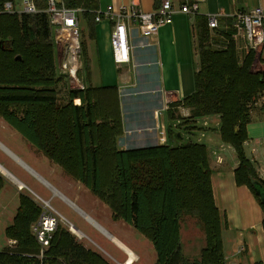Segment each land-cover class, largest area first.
<instances>
[{
	"label": "trees",
	"instance_id": "1",
	"mask_svg": "<svg viewBox=\"0 0 264 264\" xmlns=\"http://www.w3.org/2000/svg\"><path fill=\"white\" fill-rule=\"evenodd\" d=\"M47 1L36 0L41 10L36 15L0 16V116L54 164L98 195L113 210L114 218L144 232L157 253L156 264H227L225 220L222 224L213 196L209 151L193 140L176 147L172 142L185 140L174 127L190 122L185 131L199 132L197 120L220 116L218 133L222 142L235 150L239 161L237 184L252 191L264 212L255 185L262 178L244 150L251 123L249 104L264 90L263 74L250 71L254 54L240 65L233 48L212 49L207 19L197 17L201 71L195 75V92L169 105L167 144L120 150L124 127L117 87L75 90L69 94L68 106L58 105L57 86L65 76H58L55 70L53 26L44 13ZM62 3L69 9L84 10L83 19L93 37L98 0ZM84 44L85 69L90 78ZM158 76L156 87L160 85ZM76 100L81 104L75 105ZM181 107L190 110L188 118L176 116ZM4 183L0 176V191ZM42 212L33 199L20 195L14 223L6 229L7 237L18 244L0 252V264H108L60 227L43 257L41 245L30 232ZM184 215L199 218L206 233L207 246L200 260L194 262L183 254Z\"/></svg>",
	"mask_w": 264,
	"mask_h": 264
},
{
	"label": "crops",
	"instance_id": "2",
	"mask_svg": "<svg viewBox=\"0 0 264 264\" xmlns=\"http://www.w3.org/2000/svg\"><path fill=\"white\" fill-rule=\"evenodd\" d=\"M160 1L161 0H98V10L105 12L109 6H113L114 8L120 6H134L145 13H152L158 8ZM183 3L184 0H173L177 12L173 15L172 23L161 28L160 34L156 40L150 41L137 36L136 40H139V43H134L135 49H142V52L145 48H150L148 52H143L145 53L146 58H150L151 55L149 52H151L152 49V56L154 58L152 62L157 68V74L159 75L160 85L157 87V90L162 96V107L155 111L156 136L153 139V143H156V146L165 145L168 141L167 127L169 125V119L166 111L167 104L170 105L173 102L186 98L181 94L180 62L182 61L186 64L189 62L190 56H187V58L186 56L182 57L181 53L192 50L190 49L192 38L191 32H195L197 36V17L206 18L208 15H214L220 11H224L226 15H231L237 10L250 11L258 7L264 8V0H203L199 2V14L195 17H190L189 15L178 11L180 5ZM230 22L229 19L223 18L220 22V29L217 33H211L210 45L212 44L211 46L213 49L216 50L219 45L226 46L229 44L232 30H230L227 25H230ZM112 26L113 23L108 19L96 22L94 36H88L87 38V54L90 60L92 78H94V75L97 76V70L100 67H112L115 65L112 59L110 42ZM87 35H89V33ZM178 38L179 43L177 41ZM90 46H92V50L89 49ZM135 49L133 50V62L131 64L122 67H117L115 65L120 72L124 71V83H128L129 79L132 78L130 76L132 71L135 72L140 66H142V64L137 63V60L135 59ZM148 64H151V61H149ZM152 65H143L142 67H152ZM131 75L134 76L133 73ZM124 83L118 88L119 92ZM190 92L191 89L187 91L186 94H190ZM181 110L179 112L181 117L187 118L190 116V110L186 109L187 113L185 114ZM211 119L217 120V118L214 117H205L196 121V126L198 125V127L201 128V131L192 137H194L193 140H197V143L205 145L204 142L207 139L206 132L212 131L204 125L208 124V121ZM162 132H165V134L161 135ZM246 132L247 141L244 144L245 154L253 163L261 177L259 170L264 166V109L251 112V123L247 126ZM212 133L214 137L212 138L209 136L208 145L206 146L210 153V159L213 156L211 159V169L213 171L212 186L216 205L225 220L223 240L226 263L264 264L263 209L247 186H239L237 184L235 171L239 167V161L235 150L230 145L222 142L218 132L213 131ZM163 137L165 138L166 143L163 142ZM24 140L26 139L21 134H19L3 118H0V160L4 158V161L9 165L12 160L21 166L22 170L27 174V177H35L41 181L47 188L52 190L53 197L56 195L60 196L64 201L77 209L86 220H91V223L98 227L110 240H112V242H114L113 240H116L115 237L109 234L102 226L95 222L93 218L76 205L75 201L80 200L78 195L72 200V195L57 188L45 177V175L43 176L36 169H42V165L35 155V151H39L29 141L30 146H28L27 149L22 147L21 143ZM0 168L2 169L0 170L1 174H9V169L6 168L1 161ZM52 172H54L53 167L46 169V174L49 178H51L50 176H52ZM15 180L16 182L10 180L11 188H7L13 191L10 197L4 198V203L0 202V207H2L3 210H7L9 207L8 203L16 197L19 198L20 205V195L25 193H23V190H19V186H23L24 188L28 187L27 181L17 178ZM5 183L1 188L0 196L6 188ZM8 191L10 192V190ZM30 198L33 199L32 197ZM241 248H244L243 252H239ZM129 251L131 252V250Z\"/></svg>",
	"mask_w": 264,
	"mask_h": 264
},
{
	"label": "rangeland",
	"instance_id": "3",
	"mask_svg": "<svg viewBox=\"0 0 264 264\" xmlns=\"http://www.w3.org/2000/svg\"><path fill=\"white\" fill-rule=\"evenodd\" d=\"M57 2H62L61 0H57ZM83 13L80 14V41L82 46L81 51V61L82 68L80 70L78 78L84 83L85 87H117L119 88L122 83H124V71L120 72L115 65L112 67H100L97 70V76L94 75L92 78V73L90 78L88 77V71L85 69V50L83 49V42L85 43V48L87 50V38L88 27L83 19ZM20 16V15H18ZM21 17V16H20ZM53 36L51 39L53 53H54V61H55V70L58 76L63 75L60 71V67L62 62L65 59V55L63 49L58 47L55 42V29L52 28ZM191 44L190 51L188 52H180L182 57L190 56L189 62L186 64L182 61L180 62V71H181V94L183 97H189L195 92V75L196 72L201 71V65L198 57V38L195 32H191ZM179 43V38H178ZM139 43V40L135 41V44ZM181 45V44H180ZM92 50V46L89 47ZM150 48H145L143 52H148ZM213 49V48H212ZM215 50V49H214ZM142 52V49H135V59L137 63H141L143 65H152L153 64V53H150V58H146L145 53ZM219 53V52H217ZM236 53V52H235ZM88 55V54H87ZM255 56V55H254ZM259 58V62H252L250 71L254 75H262L264 76V54ZM89 59V57H88ZM146 61V62H145ZM151 61V64L148 62ZM140 66L137 71H132L134 74L130 76L128 83H124L119 92V98L121 103V108L123 111V127L124 134L120 138L118 142V147L120 150L127 149H137V148H146V147H154L156 143H153V139L156 136V121H155V111L162 107L161 100L162 96L158 92L157 87L155 86L157 72L154 64L152 67H142ZM149 69V70H147ZM154 70V71H153ZM100 74V77H99ZM65 76L58 84L57 90L59 92V107H66L70 103L69 94L72 91L79 90L75 82L69 78L67 75ZM96 77V78H95ZM191 89L190 94H186L187 91ZM260 92H264L260 91ZM192 93V94H191ZM75 105H80L81 103L75 101ZM168 106V104H167ZM182 109V110H181ZM183 113H187L185 108H180ZM180 110L177 111L176 116H180ZM162 113V112H160ZM215 119H211L208 121V124L204 125L208 127L210 131L218 132L220 128V116H213ZM0 118H2L0 116ZM188 118V117H187ZM172 124V123H170ZM190 122L186 123V126L182 128L174 127V132H179L184 134L185 140L178 142L174 140L173 146L184 145L189 142V140H193L194 137H190L191 135H195L199 133L198 131H185V128H190ZM193 126V125H192ZM198 126V125H197ZM212 132H206L207 139L205 140V146L208 145V138L214 137ZM162 135V133H161ZM197 142L196 139L193 140ZM24 142V143H23ZM21 146L25 149L28 148L29 142L24 140L21 143ZM207 147V146H206ZM210 154V153H209ZM35 155L37 159L40 161L42 165L41 168H35L51 182L57 188L65 191L67 194L72 195V200L75 196H79L80 200H76V205L85 211L95 222H97L100 226H102L109 234L115 237L123 246L135 254L133 261L130 264H156L157 261V253L154 249V246L147 238L145 233L135 230L130 225L125 222L114 218L113 210L106 205L102 200H100L99 196L94 194L91 190L83 186L78 182L76 178L72 175L65 172L64 168L61 166L54 164L48 157H46L40 151H35ZM213 156L211 157V159ZM211 159H210V167H211ZM1 163L8 168L9 175L14 179H20L23 181H27V188H23V193L32 197L33 200L35 198L34 193L39 196L41 199L51 202L52 208L59 212L61 216H63L68 222L62 221L60 222L59 227L64 232L69 233L72 236L77 244H80L86 248V250H90L95 254L99 255L103 258L108 264H126L130 261V258L124 251H122L112 240L108 238L98 227H96L93 223L86 220L85 217L77 211L74 207L64 201L60 196L56 195L53 197V192L49 188L45 186L41 181L36 179L35 177H27V174L24 170H22L21 166L16 164L11 160V164L9 165L4 161V158L0 160ZM53 167L52 176L46 174V169ZM73 168V166H71ZM264 169V166L261 167V170ZM0 170H2L0 168ZM4 172V171H3ZM6 172V171H5ZM6 174V173H4ZM2 175V176H1ZM8 175V174H7ZM0 176L5 180V189L0 196V202L4 201V198H9L11 193V183L10 180L0 173ZM10 190V192L8 191ZM214 196V192H213ZM215 199V197H214ZM4 203V202H3ZM216 203V201H215ZM37 205L44 211L43 206L44 203L39 202ZM8 209L3 210L0 207V252H4L8 249H15L17 247V241L14 239H10L6 235V229L13 225L14 217L16 215L17 209L19 207V198L16 197L12 199L11 202L8 203ZM217 206V205H216ZM220 211V210H219ZM221 222H224V216L220 211ZM74 227H71V226ZM72 230H71V228ZM181 238H182V248L183 254L191 261L200 260L202 252L205 250L207 246L206 241V233L204 228L201 225L199 218L195 216L184 215L181 220ZM80 234H77V230ZM224 230V228H223ZM147 231V230H146ZM31 235L36 239V236L31 231ZM224 242V240H223ZM49 246L44 250V256L50 250ZM225 250V246H224ZM225 252V251H224ZM226 258V256H225Z\"/></svg>",
	"mask_w": 264,
	"mask_h": 264
},
{
	"label": "built area",
	"instance_id": "4",
	"mask_svg": "<svg viewBox=\"0 0 264 264\" xmlns=\"http://www.w3.org/2000/svg\"><path fill=\"white\" fill-rule=\"evenodd\" d=\"M200 1L203 0H184L178 11L190 17H195L199 14ZM83 11L81 8L69 9L57 0H48L46 10H44V13L49 16L53 29H55V42L58 47L63 49L65 55L60 71L66 73L75 82L79 90L86 89L84 83L78 78L82 68L80 14ZM176 12L173 0H161L158 8L152 13H145L134 6H120L118 8L109 6L105 12L96 10L95 15L96 22L108 19L113 23L110 37L112 59L117 67H122L133 62L134 43L137 36L150 41L156 40L161 28L172 23L173 15ZM39 13H41V10L36 0H0V16L36 15ZM223 18L231 21L230 25H226L232 30V34L230 35L229 44L226 46L219 45L216 50L234 48L240 65L245 64L251 54L255 55V62H259V58L262 57L264 51V8L258 7L250 11L237 10L231 15H226L224 11L208 15L206 19L211 33H217ZM249 108L251 112L264 109V92H259L253 98ZM168 109L169 105L166 111ZM164 134L165 132H162V135ZM162 140L166 143L164 137ZM259 171L263 179L264 169L261 170L260 168ZM11 181L13 182V180ZM23 188V186H19V190L22 191ZM34 196L36 203L42 202L45 204L40 219L31 226V231L41 245L42 252H44L45 249L51 246V240L57 232L61 220L68 221L52 208L51 202L41 199L36 194ZM243 251L244 248L239 250V252Z\"/></svg>",
	"mask_w": 264,
	"mask_h": 264
},
{
	"label": "bare ground",
	"instance_id": "5",
	"mask_svg": "<svg viewBox=\"0 0 264 264\" xmlns=\"http://www.w3.org/2000/svg\"><path fill=\"white\" fill-rule=\"evenodd\" d=\"M5 176H7V178H9V179H11V180H13V182H16V180L14 179V178H12L9 174L7 175V174H4ZM89 219V218H88ZM90 220V219H89ZM91 221V220H90ZM74 227V226H73ZM77 230V229H76ZM78 231V230H77ZM77 234H80V233H77ZM81 235V234H80ZM122 250H124V252H126V254L129 256V258H130V261L128 262V263H126V264H130L131 262H132V259H133V261H135V259H134V255L135 254H133L132 252H130L129 250L130 249H128V248H126V247H124L121 243H119L118 241H116V240H113Z\"/></svg>",
	"mask_w": 264,
	"mask_h": 264
},
{
	"label": "water",
	"instance_id": "6",
	"mask_svg": "<svg viewBox=\"0 0 264 264\" xmlns=\"http://www.w3.org/2000/svg\"><path fill=\"white\" fill-rule=\"evenodd\" d=\"M63 75H67L64 73ZM256 185V192L258 196L260 197L261 201L264 203V179H262L261 182H258L255 184Z\"/></svg>",
	"mask_w": 264,
	"mask_h": 264
}]
</instances>
